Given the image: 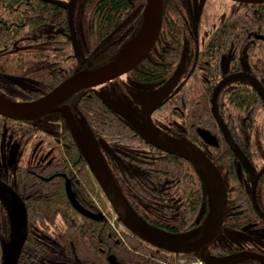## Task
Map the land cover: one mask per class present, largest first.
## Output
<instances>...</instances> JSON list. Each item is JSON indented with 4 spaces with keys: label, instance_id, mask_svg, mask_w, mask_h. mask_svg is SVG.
<instances>
[{
    "label": "trees",
    "instance_id": "obj_1",
    "mask_svg": "<svg viewBox=\"0 0 264 264\" xmlns=\"http://www.w3.org/2000/svg\"><path fill=\"white\" fill-rule=\"evenodd\" d=\"M70 1L0 0V97L8 101H31L75 72L113 60L134 39L146 3V0H76L71 11L78 38L75 48L65 7ZM231 4L230 13L202 45L199 58L209 55L208 59H212L214 53L219 56L225 52L231 58L237 52L238 57V53L244 52L245 22L257 20L264 23V3ZM192 26L187 0H163L161 28L153 48L128 73L137 81L161 84L181 59L191 63L197 50L196 28ZM50 32L57 37L49 38ZM228 61L224 75L237 69V66H229ZM193 75L171 95L172 98L176 95L172 103L180 104L178 94L182 95L188 113L182 109L185 121L189 123L180 121L182 135L203 148L199 149L224 179L227 209L223 226L240 229L253 223L264 229V163L258 164L257 160L261 157L259 154H264V108L260 99L254 90L245 87L243 79L231 80L220 89L217 110L237 149L234 151L212 113V92L224 75ZM169 98L159 106L164 112L171 109V106H165L172 99ZM66 103L78 125L85 132L89 130L95 139H104L118 157L119 162L111 159L108 163L102 156L125 205L139 222L161 235L188 233L203 225L204 229L189 236V240L197 238L209 227L210 223L206 224L209 208L199 168L149 142L110 107L96 87L79 92ZM246 115L256 121L245 119ZM196 127L214 134L218 148L205 145ZM4 130H8L20 145L35 139L39 132L52 134L60 150V157L55 161L45 160L32 165L16 163L15 181L11 186L15 187L27 213V235L17 264H110L109 257L118 264H264L255 256L236 257L222 263L204 259L205 256L226 257L239 252L259 254L264 258V249L257 247L211 242L196 252H169L128 230L90 171L61 114H48L34 121H16L0 115V134ZM246 147L248 154L244 151ZM98 148L100 150V146ZM261 158L262 162L264 158ZM240 167L248 170V175L252 174L249 190L239 180ZM65 179L70 181L76 200L84 208L94 212L103 208L107 214L113 213V221L108 217L101 221L92 220L78 213L67 199ZM150 181L160 186L150 188ZM161 185L171 190L168 197H176L175 206L170 205V200L164 204L156 202L164 196ZM252 190L259 210L253 204ZM156 212H165L169 217L154 216ZM49 230L54 233L47 239ZM14 231L15 221L6 203L0 200V264L5 255L4 243H10Z\"/></svg>",
    "mask_w": 264,
    "mask_h": 264
},
{
    "label": "water",
    "instance_id": "obj_2",
    "mask_svg": "<svg viewBox=\"0 0 264 264\" xmlns=\"http://www.w3.org/2000/svg\"><path fill=\"white\" fill-rule=\"evenodd\" d=\"M76 0H71L65 7L68 9L69 20L72 30V38L75 40L74 27L72 24L71 11ZM236 2L245 3H260L264 0H232ZM163 14V0H146L144 12L141 20V24L137 35L123 48L128 46L132 41H135L134 48L122 59H117L118 55L108 63L89 70L78 71L71 76L64 79L58 85L53 87L50 91L31 101L17 102L8 101L0 97V115L9 119L17 121H34L39 118L52 114L59 113L63 116L65 123L70 130L76 144L81 150L87 165L96 178L98 184L102 188L109 202L111 203L115 213L120 218L122 224L131 232L142 238L146 242L154 245L157 248L167 250L169 252L177 253H189L196 252L201 248L209 244L218 234L221 225L223 223L226 209H227V189L225 182L214 164L208 159L200 150L195 148H189L185 151H173L167 149L164 145H159L153 140H149L152 144L161 146L177 154L179 157L184 158L197 168L206 172L214 181L217 190L218 203L213 212V215L206 219V224L210 223L209 227L197 238L188 241H173L166 237L164 234H157L145 227L139 222L133 214L129 211L125 202L104 162L98 146L94 141L93 137L85 132L76 122L75 116L70 107L64 103L71 96L79 93L82 90L96 87L106 82L111 81L121 75L132 70L139 62H141L152 49L161 27ZM75 43V42H74ZM75 45V44H74ZM76 48V46H75ZM122 48V49H123ZM120 50V52L122 51ZM119 52V53H120ZM246 74L238 73L231 74L224 77L215 87L212 92L211 105L212 113L217 121V124L223 133L229 146L234 151L237 149L234 147L232 141L226 133L224 124L221 121L219 113L217 111V95L220 89L229 81L234 78L245 77ZM255 82V81H253ZM256 83V82H255ZM259 92L262 95L264 101V92L262 88H259ZM134 101L143 104L142 113L145 115L148 122H151L150 114L154 110L155 105L153 104V97H142L138 98L131 93ZM118 114L126 119L127 122L131 123L129 117L113 108ZM86 130V129H85ZM196 132L200 139L211 147L217 148L218 141L214 134L210 131L197 127ZM166 143V141H165ZM65 192L67 199L71 206L80 214L92 220H103L104 216L102 213L92 212L87 208H84L75 198L74 193L71 189L70 181L65 180ZM0 200H2L8 206L11 217L15 221V231L12 233V237L5 251L3 261L1 264H17L18 257L27 235V213L22 199L6 184L0 183ZM252 200L255 208L259 210L255 198V191L252 190ZM241 256H255L260 258L264 263V258L259 254L250 252H239L226 257L210 258L205 256L204 259L208 262L222 263L227 262L233 258ZM110 264H118L113 258L109 257ZM56 264H69L59 262Z\"/></svg>",
    "mask_w": 264,
    "mask_h": 264
},
{
    "label": "rangeland",
    "instance_id": "obj_3",
    "mask_svg": "<svg viewBox=\"0 0 264 264\" xmlns=\"http://www.w3.org/2000/svg\"><path fill=\"white\" fill-rule=\"evenodd\" d=\"M187 2L189 12L192 15L191 17H193V20L198 24V33L196 35L198 45L202 46L211 31H213L231 11V3L229 0H187ZM121 52L119 53L118 58L121 56ZM183 71L184 65L183 62L180 61L172 74L161 84L137 81L128 73L123 74L121 79L136 96H152L155 105H157L162 99L172 94L181 83L188 81V78ZM98 91L102 93L110 106L124 112L129 117L131 124L148 140H153L159 145H164L167 149L176 152L192 148L191 142H189L183 135L168 133L174 125L177 126L178 119L176 117H172L170 120L165 121L161 113L154 112L150 117L151 121L155 122V125H152L142 114L141 108L137 107L136 103L129 98L127 93L112 92V90L107 88L105 84L100 85ZM195 91L197 92V86H195ZM112 93L113 95H111ZM252 115H254V113H252ZM256 128L258 129V126ZM9 137L10 133H7L6 131L2 132V135L0 136V173L6 166L13 167L16 163L20 165H32L44 162L45 160L55 161L60 157L59 143H57L56 137L52 134L39 132L35 139L29 141L28 144L24 146L16 144L15 140ZM95 141L96 144L102 146L103 149L111 152L109 144L104 139L96 138ZM262 150L264 152V149ZM260 159L262 158L259 157L257 159L259 162L258 164L261 163ZM238 175L240 182L246 190H249L251 181L244 173V170L239 168ZM200 177L202 190L207 198V205L209 208L208 215L211 217L216 208V185L213 179L201 169ZM99 209L102 210L103 216L108 217L113 221V213L110 214L111 212H109V215L103 210V208ZM203 229L204 226L200 225L198 230L201 231ZM198 230H190L188 233L178 234L166 233L165 235L168 239L173 241H188L189 236L195 235ZM213 242H231L241 247L248 246L264 249V229L255 227L253 223L240 229H233L222 225ZM4 245L5 248L8 249V242L4 243Z\"/></svg>",
    "mask_w": 264,
    "mask_h": 264
},
{
    "label": "flooded vegetation",
    "instance_id": "obj_4",
    "mask_svg": "<svg viewBox=\"0 0 264 264\" xmlns=\"http://www.w3.org/2000/svg\"><path fill=\"white\" fill-rule=\"evenodd\" d=\"M230 3L233 2V3H241V2H236V1H232V0H229ZM188 3V2H187ZM260 3H264V2H260ZM243 4H258V3H243ZM231 7H233V5L231 4ZM247 7V6H246ZM187 9H188V12H189V7L187 5ZM232 9V8H231ZM230 13V12H229ZM228 13V14H229ZM227 14V15H228ZM248 14V12H247ZM192 16L189 12V17ZM191 25H193L192 27L196 28L194 29V31L196 30L195 32V36L197 35L198 33V24L195 20H193V17H191ZM74 27V25H73ZM51 33V32H50ZM74 35H75V29H74ZM57 37L55 33H51L49 34V38H55ZM70 38L72 39V41L75 42L76 44V48H77V43L76 41H78V38L76 37L75 35V40H73L72 38V30H71V33H70ZM242 40H243V50L244 52L243 53H238V57H237V52L234 53L235 57H228L229 56V53L227 54L226 52L223 54H220L219 56H215V53L213 51H210V53H214V55L212 56V59H208L207 56H202V57H198V52L200 51L201 47L202 46H199L198 45V42H197V37H196V42H195V45L197 47V50H196V57L192 58L191 60V63L190 61H184L185 59L183 58V60L181 59L180 61L183 62V65H184V71L183 73L186 74V77L188 78V81L189 79H192L194 76L193 73L195 74H199L200 76H206V75H218V76H222L224 75L223 74V70H224V66H227V57L230 58L229 61H228V65L229 66H237V69L235 71H232L230 70L228 74L224 75V77L228 76V75H233V74H238V73H243V74H246L245 77H241V78H234L233 80H236V79H243L245 80V87L248 89V90H251L255 92V94L257 95V97L260 99V104H262L261 106H263L264 108V101H263V98H262V95L261 93L259 92V88H262L263 92H264V23L260 22V21H251V20H247L245 22V25H244V28H243V37H242ZM132 47V44H130L129 46H127V48L125 47L124 49H130ZM153 48V47H152ZM232 54V53H231ZM227 55V57H226ZM207 57V58H206ZM179 61V62H180ZM139 64V63H138ZM137 64V65H138ZM136 65V66H137ZM130 72V71H128ZM190 72H193L192 74ZM130 75V73H128ZM133 78V77H132ZM134 79V78H133ZM253 81H257L259 83L256 84L255 82ZM187 82V81H186ZM185 83V82H183ZM156 84V83H155ZM182 84V83H181ZM107 86V88H109L110 90H112V92H115V93H119V92H124V93H127L129 95V98H131L133 101V97L131 95V93L134 94V92L130 91L129 87L125 84V82L121 79V77L119 78H116L112 81H109L108 83L105 84ZM251 85H254L255 86V89L254 86H251ZM196 86V84H195ZM178 89V88H177ZM176 89V90H177ZM175 90V91H176ZM98 91V89H97ZM174 91V92H175ZM99 92V91H98ZM173 92V93H174ZM101 95L102 93L99 92ZM170 94L169 96L173 95ZM78 94V93H77ZM76 95V94H75ZM113 95V93L111 94ZM135 95V94H134ZM74 96V95H73ZM73 96H71L70 98H72ZM103 96V95H102ZM136 96V95H135ZM169 96L165 97L164 99H162L157 105H155L154 101H153V104L155 105V108L154 110H152L151 114H150V117L152 115V113L154 112H159L162 114V116L164 117L165 121H168L170 120L172 117H176L178 120H177V126H173V128L171 130L168 131V133H171V134H175V135H178V134H183L182 133V128L180 126V121L182 122H185V123H188L187 121H185V117H184V111L183 109L186 110V108L184 107V105L186 106V104L184 103V101H182V95L178 94V98H179V102L180 104H175V103H172V100L173 98L176 96H174L172 98V96L169 98ZM138 97V96H137ZM147 97V96H146ZM149 97H152V96H149ZM69 98V99H70ZM138 98H142V97H138ZM170 99L169 101L166 102L165 106H171V109L164 112L162 110L163 107H159L160 104L165 100V99ZM68 99V100H69ZM67 101V100H66ZM66 101L64 103H66ZM137 105L138 108H141V112H142V109H143V104L139 103V102H136L134 101ZM67 104V103H66ZM183 108V109H182ZM118 110V109H117ZM120 111V110H119ZM218 111V110H217ZM122 112V111H121ZM124 113V112H123ZM186 113L187 110H186ZM118 114V113H117ZM143 114V113H142ZM120 115V114H119ZM144 115V114H143ZM169 115V116H168ZM46 116V115H45ZM121 116V115H120ZM145 116V115H144ZM124 118V117H123ZM146 118V117H145ZM215 118V117H214ZM125 119V118H124ZM245 119H248V120H254L256 121L255 118H251L249 115H246ZM147 120V119H146ZM216 120V119H215ZM222 121V120H221ZM150 124L152 125H155V122H149ZM223 123V122H222ZM189 124V123H188ZM193 124V123H192ZM132 125V124H131ZM133 126V125H132ZM134 127V126H133ZM197 128V127H196ZM195 128V129H196ZM6 131L7 133H9L8 130H4ZM3 131V132H4ZM223 134V133H222ZM2 135V133L0 134V136ZM224 136V135H223ZM9 138H13L16 142V144L20 145V143H18L16 141V139L10 134V137ZM146 138V137H145ZM225 138V137H224ZM147 139V138H146ZM148 140V139H147ZM149 141V140H148ZM150 142V141H149ZM190 142V141H189ZM248 142V141H247ZM204 143V142H203ZM28 144V143H27ZM26 144V145H27ZM205 144V143H204ZM98 145V144H97ZM206 145V144H205ZM20 146H24V145H20ZM100 146V145H98ZM209 146V145H207ZM191 147L192 148H195V149H198L201 148L203 150L202 147H198L194 144L191 143ZM211 147V146H209ZM111 148V147H110ZM211 148H214V147H211ZM218 148V147H217ZM245 150V153L248 154L247 150L248 147L244 148ZM100 154L101 156L105 157L107 162L110 163L113 159L114 161L117 160L118 161V157L116 156V154L113 153V150L111 149V152H108L106 151L105 149H103L102 146H100ZM261 157L264 158V154H259ZM110 157V158H109ZM184 159V158H183ZM119 162V161H118ZM262 164L264 163V160H262L261 162ZM131 169V167H129ZM241 169L244 170V173L247 175V177H249L250 181L252 182V174L251 175H248L246 173V169L240 167ZM16 169V165L15 166H6L3 171L0 173V183H3V184H6L7 186H9L16 194V190H15V187L14 186H11L14 181H15V172L14 170ZM133 170L136 171V169L134 168ZM251 173V172H250ZM135 185H139L141 183H137V182H133ZM169 182H165L164 184H168ZM145 185H147V183L145 182ZM160 186L158 183L154 182V181H150L149 182V187L150 188H156ZM64 187H65V184H64ZM166 187L168 186H162L161 185V193L162 195L164 196H161L159 197V200L161 199V201H156V202H163L164 204V201H169L170 200V205L171 206H175V203H176V197L175 196H170L168 197L170 194H171V190L167 189ZM155 198H158V195L155 196ZM154 200V199H153ZM155 201H153L154 203ZM89 210V209H88ZM170 210H173V209H170ZM94 212V211H92ZM99 212H102V210H100ZM95 213H98V212H95ZM102 215H103V212H102ZM152 214H148V217H152L151 216ZM166 217H169L167 215V213H158L156 212V214H154V216H157V217H162V216H165ZM178 215V214H177ZM173 216V214L171 215ZM105 217V216H104ZM51 233H54L52 232V230H49L47 231V239L48 238H51ZM54 241V240H53ZM7 248H5V251H6ZM56 263H59V262H56ZM54 263V264H56ZM64 263H67V262H64ZM71 264V263H69Z\"/></svg>",
    "mask_w": 264,
    "mask_h": 264
},
{
    "label": "bare ground",
    "instance_id": "obj_5",
    "mask_svg": "<svg viewBox=\"0 0 264 264\" xmlns=\"http://www.w3.org/2000/svg\"><path fill=\"white\" fill-rule=\"evenodd\" d=\"M241 3H244V2H241ZM141 24V23H140ZM130 44H132V47L130 49H123L122 52H121V56L119 58H117L118 60L119 59H122L123 57H125L135 46V41H132ZM128 44V46L130 45ZM142 239V238H141ZM145 241V240H144Z\"/></svg>",
    "mask_w": 264,
    "mask_h": 264
}]
</instances>
